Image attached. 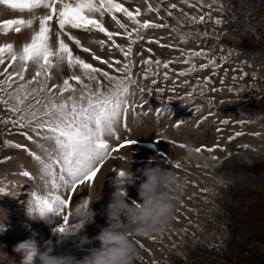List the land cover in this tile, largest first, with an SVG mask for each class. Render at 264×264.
Wrapping results in <instances>:
<instances>
[{"label": "rangeland", "instance_id": "rangeland-1", "mask_svg": "<svg viewBox=\"0 0 264 264\" xmlns=\"http://www.w3.org/2000/svg\"><path fill=\"white\" fill-rule=\"evenodd\" d=\"M156 2L158 0H153L154 4ZM168 2L179 4V0ZM192 2L195 3V0ZM209 3H212V0H205V4ZM221 5L223 10L218 11L217 8ZM126 6L134 9L137 6L136 0H127ZM139 6L142 9L146 7L142 2ZM179 6L189 16L211 13L212 19L208 20L206 16L204 23L192 24L188 17L181 16L183 27L170 20L169 28L148 31L147 35L159 40L160 44H149L146 39L133 46L131 58L135 61L133 75L137 80L134 88H142L145 91L141 94L137 90L135 95L130 97L133 107L119 127V139L108 138L110 145L117 150L99 166L100 170L92 181L78 185L74 193L60 189L61 193L68 197L69 206L61 215L49 213L48 223L30 220L26 214L25 202L31 197L32 191H46L40 172L41 166L28 152L5 147L3 141L8 139L13 143L26 145L42 158H47L46 153L28 141L23 135V130L0 124V188L8 194L0 195V228L5 226V229L0 231V264H20L21 256L13 252V247L25 239L35 240L38 246L50 243L57 252L67 251L76 255L86 253L87 247L83 253L75 247L73 241L76 237L59 242L52 234V231L55 233L56 228L62 225L63 215H69L67 226L74 228L76 221L72 217V209L84 203H92L95 222L81 229L77 237L86 234L91 238L96 235L97 225L106 224L105 210L114 191H123L129 203L134 200L139 202L138 186L143 180L139 170L149 163L171 168L186 181V186L179 196L174 219L166 230L161 234L138 239V256L134 264H173L171 253L190 261L187 245H206L214 251L223 248L229 238L230 189L236 181L222 175L218 170L264 160V120L252 118L243 110L249 106L264 109V59L248 57L239 46L246 39H262L264 44V35L256 26L244 32L227 27L226 19L236 16L229 0H217V4L212 8H189L183 4ZM251 14L258 13L253 11ZM161 15H164L163 11ZM154 17L155 14H146L143 18ZM20 18L26 19L28 16L8 9L6 5H0V23L3 20ZM217 18L223 23L216 25L214 21ZM106 26L110 30H118L114 22ZM172 27L186 35L189 42L181 43L179 37L171 32ZM74 32L85 46L103 59L111 56L113 60L123 61L124 58L118 50L112 49L109 52L107 47L101 50L99 45L91 43L92 40L106 39L103 34H88L77 30ZM203 33L207 35L204 36ZM29 38L28 30L19 34L14 31L6 35L0 33V44L11 42L19 48ZM115 39L124 46L128 43L123 35ZM161 44L165 47H161ZM169 45L171 47H168ZM147 49H151V52ZM181 49L185 52L204 49L209 52L208 59L215 58L219 67L200 69L199 65L206 63L207 59L194 58L197 71L190 75L178 76L180 71L190 66L182 62L185 57L181 55ZM80 54L94 66L109 71L110 74L119 75L114 69L93 60L91 53ZM146 58L153 61L157 58L173 61L168 69H159L160 75L156 77L158 83L155 85L151 83V79L143 78L145 66L141 61ZM153 71H156L155 66ZM166 71L170 77L167 81L163 79V73ZM53 72L54 79L50 84L62 83L63 78L71 75V70L66 66L62 71ZM244 73L247 75L244 76ZM205 79L211 81L207 88L204 87ZM101 81L107 83L102 77ZM194 88L195 91L189 96L188 93ZM202 90L204 94H201ZM165 107L169 111L160 110ZM197 108L200 111H197ZM5 115L7 114L0 111V116ZM237 132L243 135L230 141L229 138L234 137ZM181 144L186 147H180ZM213 146L217 148L213 153L194 152L192 159H182L189 148ZM213 156L217 159H212ZM149 157L154 160L150 161ZM130 169L132 177L120 183L118 173ZM25 172L29 175L25 176Z\"/></svg>", "mask_w": 264, "mask_h": 264}, {"label": "snow or ice", "instance_id": "snow-or-ice-1", "mask_svg": "<svg viewBox=\"0 0 264 264\" xmlns=\"http://www.w3.org/2000/svg\"><path fill=\"white\" fill-rule=\"evenodd\" d=\"M126 2L127 0H0V5H6L8 9L28 16L26 19L3 20L0 23V33L6 35L14 31L19 34L24 30L30 32L28 41L19 48L11 42L0 44V111L7 114L0 116V124L23 130L26 139L43 149L47 158L32 152L26 145L13 143L8 139L3 144L5 147L23 149L41 166L46 191L40 193L33 190L31 197L36 200L37 207L42 212L47 210L55 216L63 214L69 206V199L60 189L74 193L78 185L92 181L100 170L99 166L117 150L110 145L108 138L119 139V127L133 107L130 97L137 90L141 94L145 91L134 88L137 80L133 75V46L146 39L149 44H160L159 40L147 35L148 31L169 28L170 20L183 27L181 16L188 17L192 24L204 23L206 16L208 20L212 19L211 13L189 16L179 4L197 9L212 8L217 4V0H212L209 4H205V0H195V3L192 0H179V4L169 3L168 0H158L155 4L153 0H136L137 6L132 9L126 6ZM141 2L146 5L143 9L139 6ZM217 10L222 11V5ZM162 11L164 15H161ZM146 14H155V17L144 19ZM113 22L118 30H110L106 26ZM214 23L220 25L223 21L217 18ZM74 30L103 34L106 39L92 40L91 43L99 45L101 50L105 47L109 52L112 49L118 50L123 61L113 60L111 56L103 59L85 46ZM171 32L179 37L181 43L189 42L187 36L177 28L172 27ZM122 35L128 41L126 46L115 39ZM202 35L206 36L207 33ZM160 46L165 47L162 44ZM147 50L151 52V49ZM180 51L185 57L182 62L190 66L180 71L178 76L197 71L194 58L207 59L206 63L199 65L200 69L219 67L215 58L208 59L209 52L204 49ZM81 52L91 53L93 60L114 69L119 75L94 66L82 57ZM222 59L226 60L227 57ZM141 63L145 66L143 78L151 79V83L155 85L158 83L156 77L160 75L159 69H168L173 61H162L159 58L153 61L146 58ZM65 66L71 70V75L63 78L62 83L50 84L54 79L53 70L62 71ZM153 66L156 71H153ZM101 77L106 84L101 81ZM163 79H170L167 71L163 73ZM210 83V80L205 79L204 87L207 88ZM194 91L195 88L188 95L191 96ZM201 94H204L203 90ZM160 110L169 111L166 107ZM196 110L200 111L199 108ZM242 135L243 133L237 132L229 140ZM180 147L186 146L181 144ZM216 150V146L193 149L196 153H213ZM212 159L217 157L213 156ZM24 175L29 173L25 172ZM118 175L121 178L119 182L123 183L124 171H120ZM4 191L0 188V192ZM121 193L125 195L123 191ZM79 206L86 207L87 203ZM68 223L69 215H63V223L56 231L63 233ZM74 228L79 229L80 225L75 223Z\"/></svg>", "mask_w": 264, "mask_h": 264}, {"label": "clouds", "instance_id": "clouds-1", "mask_svg": "<svg viewBox=\"0 0 264 264\" xmlns=\"http://www.w3.org/2000/svg\"><path fill=\"white\" fill-rule=\"evenodd\" d=\"M193 157L194 151L189 148L182 159L187 161ZM149 160L154 159L149 157ZM139 172L143 177L138 186L139 202L134 200L129 203L120 190L114 191L105 210L106 224L97 225L96 235L91 238L86 234L77 237L81 229L95 222L92 203L86 207L75 206L72 209V217L80 225L79 229L66 226L63 233L52 231L59 242L76 237L73 241L75 247L81 253L87 247L86 253L76 255L67 251L57 252L50 243L38 246L35 240L25 239L13 247V252L21 256L20 264H134L138 256V239L161 234L166 230L174 219L179 196L186 186V181L171 168L149 163ZM132 175L131 169L126 170L122 179ZM35 191L40 192L39 189ZM0 195L8 194L0 192ZM25 205L30 220L48 223L49 212H42L33 197H30ZM4 229L5 226L0 228V231ZM4 255L8 256L6 253Z\"/></svg>", "mask_w": 264, "mask_h": 264}, {"label": "trees", "instance_id": "trees-1", "mask_svg": "<svg viewBox=\"0 0 264 264\" xmlns=\"http://www.w3.org/2000/svg\"><path fill=\"white\" fill-rule=\"evenodd\" d=\"M235 17L225 24L230 29L244 32L257 27L264 35V0H229ZM255 11L256 15L251 13ZM242 51L256 60L264 59L262 39H246L239 44ZM252 118L264 120V109L258 106L243 108ZM222 175L236 181L230 189L228 205L229 238L219 251L206 245H187L190 261L174 253L173 264H264V160L255 163L224 167Z\"/></svg>", "mask_w": 264, "mask_h": 264}]
</instances>
